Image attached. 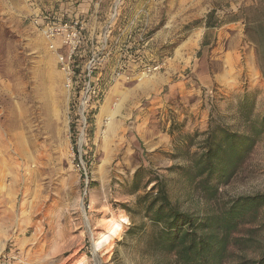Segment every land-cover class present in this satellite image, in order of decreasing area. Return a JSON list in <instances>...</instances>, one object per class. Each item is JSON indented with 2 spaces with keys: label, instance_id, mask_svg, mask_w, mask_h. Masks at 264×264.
I'll return each mask as SVG.
<instances>
[{
  "label": "rangeland",
  "instance_id": "1",
  "mask_svg": "<svg viewBox=\"0 0 264 264\" xmlns=\"http://www.w3.org/2000/svg\"><path fill=\"white\" fill-rule=\"evenodd\" d=\"M253 14L264 16V0H0V264H178L154 245L132 181L143 167L181 210H210L179 167L211 124L243 130L246 94L264 114ZM35 19L81 27L71 72ZM220 26L218 43L208 28ZM259 192L264 134L219 198ZM249 226L254 241L232 247L229 264L263 253L264 224Z\"/></svg>",
  "mask_w": 264,
  "mask_h": 264
},
{
  "label": "trees",
  "instance_id": "2",
  "mask_svg": "<svg viewBox=\"0 0 264 264\" xmlns=\"http://www.w3.org/2000/svg\"><path fill=\"white\" fill-rule=\"evenodd\" d=\"M256 9V6L249 8ZM246 34L256 44L258 65L264 74V16H247ZM255 34L260 37L258 40ZM238 112L243 130L222 123L211 124L202 150L190 157L187 166L179 167L187 184L212 202L203 215L181 210L170 198L164 180L157 176L144 180L145 168L140 167L134 175L137 211L150 220L154 245L173 253L178 264H229L232 247L242 248L254 241L256 228L249 225L264 224V192L227 200L219 198L221 186L239 172L264 134V114L259 118L255 115L254 98L246 94L239 102ZM244 227L247 228L242 232ZM133 229L130 227L128 231L131 233ZM251 264H264V251Z\"/></svg>",
  "mask_w": 264,
  "mask_h": 264
},
{
  "label": "built area",
  "instance_id": "3",
  "mask_svg": "<svg viewBox=\"0 0 264 264\" xmlns=\"http://www.w3.org/2000/svg\"><path fill=\"white\" fill-rule=\"evenodd\" d=\"M34 22L48 38L50 48L56 51L61 68L71 72L72 57L81 42V27L76 24H70L68 21L56 22L35 19ZM56 40H60L62 46L67 48L66 53L59 52ZM157 68L155 67V69ZM207 92L210 96L214 95V91L211 88Z\"/></svg>",
  "mask_w": 264,
  "mask_h": 264
},
{
  "label": "crops",
  "instance_id": "4",
  "mask_svg": "<svg viewBox=\"0 0 264 264\" xmlns=\"http://www.w3.org/2000/svg\"><path fill=\"white\" fill-rule=\"evenodd\" d=\"M224 28V26H220V27H213V28H208V30L210 31H212V29H214V36H213V40L216 38L217 40H216V42H222L221 40H223L225 37H226V30H224L223 29ZM206 30L207 29H205L203 32H202V35H203V37H204V35H207V43H208V34H205V33H207L206 32ZM239 35V34H238ZM206 37V36H205ZM210 38V37H209ZM237 39H238V37H237V35H236V38H233V40L234 41H237ZM238 51H239V49L236 47V46H234L233 44H232V46L230 47V50H228L227 52L228 53H232V54H237L238 53ZM247 64H249V65H251L252 64V62L251 61H248L247 63H246V65ZM198 65H201V63L200 64H198ZM253 65V64H252ZM195 69L196 70H198L197 69V64H195ZM226 71H229V69L227 68V69H225ZM225 71V72H226ZM197 72V71H196ZM237 72H239L238 70H237ZM226 74L228 75V72H226ZM226 74L224 75V74H219L218 75V79H220V77H227L226 76ZM214 75H217L216 73H214ZM197 76H198V78H199V80L201 81V83H203V84H207L208 85V69H205V71H202V72H200V71H198L197 72ZM254 76H256V77H258V76H261L262 77V75H261V72L258 70V69H256V68H253V71H252V77H254ZM262 78H264V77H262ZM260 80V79H259ZM261 84L263 85L262 87L264 88V80L263 81H261ZM5 231V230H4ZM10 234V233H9Z\"/></svg>",
  "mask_w": 264,
  "mask_h": 264
}]
</instances>
